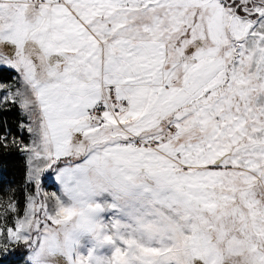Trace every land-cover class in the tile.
I'll list each match as a JSON object with an SVG mask.
<instances>
[{"label":"snow or ice","instance_id":"1","mask_svg":"<svg viewBox=\"0 0 264 264\" xmlns=\"http://www.w3.org/2000/svg\"><path fill=\"white\" fill-rule=\"evenodd\" d=\"M0 45L29 134L0 264L69 223L68 264H264V0H0Z\"/></svg>","mask_w":264,"mask_h":264},{"label":"trees","instance_id":"2","mask_svg":"<svg viewBox=\"0 0 264 264\" xmlns=\"http://www.w3.org/2000/svg\"><path fill=\"white\" fill-rule=\"evenodd\" d=\"M1 48L13 54L9 48ZM13 77L14 73L2 74L0 81H11ZM24 120L25 116L15 104L0 110V133L11 131L7 146L0 144V194L11 196L20 212L23 211L26 201L27 159L20 147L15 146L11 140L15 138L25 144L29 143V134L21 128Z\"/></svg>","mask_w":264,"mask_h":264},{"label":"clouds","instance_id":"3","mask_svg":"<svg viewBox=\"0 0 264 264\" xmlns=\"http://www.w3.org/2000/svg\"><path fill=\"white\" fill-rule=\"evenodd\" d=\"M73 227V223H69L66 226H54L50 229L47 235L55 236L56 241L44 239L37 244L30 253L35 257V264H68L66 256L68 247L70 245L80 246L81 238L84 236L81 235L78 239L75 235L66 236V233L72 234ZM30 264H32L31 261Z\"/></svg>","mask_w":264,"mask_h":264},{"label":"rangeland","instance_id":"4","mask_svg":"<svg viewBox=\"0 0 264 264\" xmlns=\"http://www.w3.org/2000/svg\"><path fill=\"white\" fill-rule=\"evenodd\" d=\"M2 46L3 45H0V49H2L1 48ZM9 48H10V46H9ZM6 51H8V50H6ZM6 51H3V49L0 50V54L12 55V54H9V52H6ZM12 80L11 81H0V85H7L8 83H11ZM0 95H3V93H0ZM11 105L12 104L9 103L8 105H6L4 107H0V110L8 108ZM21 112H22V110H21ZM23 115L25 116V120H24V122H22V124L27 122L26 115L24 113H23ZM25 157H26V155H25ZM26 159H27V157H26ZM26 179H27V177H26ZM26 187H27V185H26ZM46 190H49V189H46ZM9 203H16V202L11 196L0 194V226H5V227L13 226L14 227L15 218L18 217V216L22 217L23 212H24V210L26 208V201H25V206H24L23 211L20 212V210L17 208V212L13 213L11 211V209L8 208V204ZM104 219L105 220L107 219V214H105ZM94 244H95V241L93 240V238L90 235L86 234V235H84L81 238V245L79 246L78 251L81 254H83V255H87L88 254V250L90 248H92L94 246ZM112 250L113 249L109 245H105L102 248L98 249V253L101 254V255H111ZM25 264H30V261H26Z\"/></svg>","mask_w":264,"mask_h":264}]
</instances>
